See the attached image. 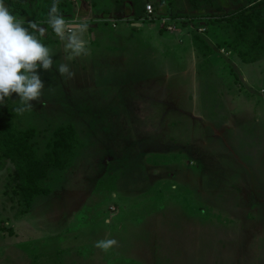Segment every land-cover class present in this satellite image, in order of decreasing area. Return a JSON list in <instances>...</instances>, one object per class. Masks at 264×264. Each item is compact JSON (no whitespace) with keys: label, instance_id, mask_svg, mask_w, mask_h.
Returning a JSON list of instances; mask_svg holds the SVG:
<instances>
[{"label":"rangeland","instance_id":"rangeland-1","mask_svg":"<svg viewBox=\"0 0 264 264\" xmlns=\"http://www.w3.org/2000/svg\"><path fill=\"white\" fill-rule=\"evenodd\" d=\"M54 2H5L25 27L39 26L35 34L53 50L54 63L51 71L38 69L42 102L18 114L13 93L0 111L13 130L35 129L40 156L57 126L72 125L75 154L64 169H49L41 185L50 193L38 195L26 215L18 212L25 206L14 164H0V264H264V30L252 79L243 81L245 70L231 62L247 47L230 38L224 19L253 0H202L198 7L189 0H128L131 19L126 0L115 14L113 1L58 0L67 20L87 17L81 21L88 23L89 48L95 28L118 19L120 28L126 19L146 23L139 36L111 35L107 43L118 49L95 52L85 69L83 56L66 59L71 53L47 23ZM147 3L159 18L178 19L176 27L189 24L195 33L194 21L216 23V43L228 50L214 71L224 86L164 65L145 34L156 30L145 17ZM96 16L112 19L94 27ZM158 25L160 34L167 31ZM60 63L74 79L59 75ZM105 238L117 246L95 247Z\"/></svg>","mask_w":264,"mask_h":264},{"label":"clouds","instance_id":"clouds-1","mask_svg":"<svg viewBox=\"0 0 264 264\" xmlns=\"http://www.w3.org/2000/svg\"><path fill=\"white\" fill-rule=\"evenodd\" d=\"M47 23L64 42L65 52L71 53L66 59L89 54L84 38L88 23L67 20L59 11L58 0L50 8ZM37 31L42 32L35 22H29L25 27L23 19L12 14L4 0H0V105L15 93L22 105L15 109L18 114L30 110L32 101L42 102L45 84L38 69L51 71L54 63L53 50L38 38ZM58 72L66 80L75 78V72L66 63L59 64ZM105 223L109 221L105 220ZM117 244L115 239L105 238L96 241L95 247L108 252Z\"/></svg>","mask_w":264,"mask_h":264},{"label":"trees","instance_id":"trees-1","mask_svg":"<svg viewBox=\"0 0 264 264\" xmlns=\"http://www.w3.org/2000/svg\"><path fill=\"white\" fill-rule=\"evenodd\" d=\"M16 1L4 0L7 5ZM189 1L194 7H198L202 2V0ZM224 19L236 33L233 40L239 44L244 43L247 47L245 50H238L242 60L255 61L260 53L264 30V0H253L248 5L231 10L226 13ZM194 38L202 50H211L198 33L194 34ZM34 135L35 129L32 127L25 130H13L11 123L5 120L3 111H0V164L5 159H9L14 164L18 194L25 206L18 211L20 213L28 212L36 196L50 193L48 187L41 185V182L48 177L49 169H64L75 154L76 130L70 124L57 126L53 130L52 143L42 156L34 148L32 142Z\"/></svg>","mask_w":264,"mask_h":264},{"label":"crops","instance_id":"crops-1","mask_svg":"<svg viewBox=\"0 0 264 264\" xmlns=\"http://www.w3.org/2000/svg\"><path fill=\"white\" fill-rule=\"evenodd\" d=\"M113 1V2H112ZM119 0H106L109 4L113 5V8L104 7L105 9H110L109 11L112 12V14H115L117 10H119L118 5ZM89 2V1H87ZM188 2V1H187ZM190 2V1H189ZM126 3H128V0H126ZM133 3V2H132ZM131 4V3H130ZM83 5H87L86 3H83ZM88 10H90V6H86ZM130 8V12L128 15V19L134 18L133 15L135 14V8L134 4ZM194 8V7H193ZM186 14V13H185ZM146 15V14H145ZM78 20L81 21L82 19H86L87 17L80 16L78 14ZM89 17V16H88ZM125 17V16H124ZM112 19V18H111ZM106 18H100L99 16L95 17V24L94 27H97L100 25V23L106 22V20H111ZM126 19V25L123 28H120L118 26V20L117 23L114 22L112 25H107L109 28L101 27V28H95L93 29V43L89 42L91 44V48H89V54L87 56H83L84 59H81V64L83 68H86V61L85 59H88V57H91L94 55L95 52H108L110 49L115 48L118 49L117 45H111L110 43H107V40L110 38V36H119L122 32V30H126L127 33L135 34L136 36H139L140 34L144 33V25L146 23L139 22L138 25H133ZM206 23V24H205ZM154 25H151L150 27L156 29L154 34H147V36L153 38V46L158 48L161 53L163 54L162 58L165 61V66L168 68V65H172V68H174V64L177 66L176 75L179 74L181 77L185 76H194L200 77L202 81L205 82H213L216 85L224 86L223 84H226L223 79L220 77L218 78L217 73L214 74V71L219 69L220 64L225 65L224 62H222V57L226 58V54L228 50L224 47H218V44L216 43V36L217 34L214 32V26H216V23L210 24L209 22L205 21L202 22V24L206 25V30L204 32H199L198 34L206 41V43L210 46L211 50L205 51L202 50L200 47H198V44L196 43V40L194 38L195 32L192 31L193 26L189 24H185V26L175 27L173 30H167L164 31V33H159L160 26L158 23H153ZM106 25V24H105ZM138 26V27H137ZM232 30V28H231ZM149 31V30H147ZM156 38H155V37ZM236 36V33L232 30V36L231 39H234ZM151 41V40H150ZM114 44V43H112ZM95 49V51H93ZM99 50V51H97ZM205 51V52H204ZM226 53V54H225ZM228 57V56H227ZM233 57V55L231 56ZM231 59V58H230ZM258 59V58H257ZM257 59L255 61H257ZM221 60V62H219ZM171 61H174L171 62ZM255 61L246 62L239 58V56L236 55V58L232 60V65L235 66H241L243 70H245L244 73L239 72L242 76L243 81H250L252 79V73H248L249 70L254 69ZM178 77V76H177ZM1 170V169H0ZM37 197V196H36ZM35 197V198H36ZM26 213H22V215H26ZM22 217V216H21Z\"/></svg>","mask_w":264,"mask_h":264},{"label":"built area","instance_id":"built-area-1","mask_svg":"<svg viewBox=\"0 0 264 264\" xmlns=\"http://www.w3.org/2000/svg\"><path fill=\"white\" fill-rule=\"evenodd\" d=\"M145 17L148 19V21H154V23H161V27H164L167 30H173L176 26H178V19L171 20L170 18H159V16H156L155 9L151 3H147L146 5V15ZM157 21V22H156ZM187 22V20H186ZM185 22V23H186ZM196 24L199 32H204L206 30V25L202 24V22L194 21Z\"/></svg>","mask_w":264,"mask_h":264},{"label":"water","instance_id":"water-1","mask_svg":"<svg viewBox=\"0 0 264 264\" xmlns=\"http://www.w3.org/2000/svg\"><path fill=\"white\" fill-rule=\"evenodd\" d=\"M127 6H128V7H131V4L128 2V3H127ZM132 24H133V25H138V24H140V23H139V22H134V23H132Z\"/></svg>","mask_w":264,"mask_h":264}]
</instances>
